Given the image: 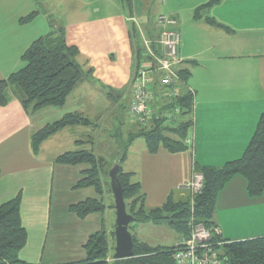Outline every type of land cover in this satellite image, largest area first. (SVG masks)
Instances as JSON below:
<instances>
[{
	"label": "crops",
	"instance_id": "crops-1",
	"mask_svg": "<svg viewBox=\"0 0 264 264\" xmlns=\"http://www.w3.org/2000/svg\"><path fill=\"white\" fill-rule=\"evenodd\" d=\"M51 2L0 0V80L22 69L24 51L40 37L56 33L58 28L64 30L67 44L77 46L80 51V45L69 37L72 38L74 30H81V39L91 31L95 33L101 28L102 13L122 16L124 25L133 24L134 17L138 21L136 25L149 22L147 26L154 27V20L150 21L146 15L151 8L143 13L137 9V0L134 10L126 0H61L63 15L56 18L54 5L49 6ZM150 3L152 7L156 5L154 12L158 15L169 14L177 19L181 33L179 56L183 60L179 67L190 70L188 85L195 93L193 146L176 153L162 146L151 153L145 138L144 143L136 138L128 144L126 158L131 155L133 165L131 169L122 167L138 178L146 206L156 208L169 196H180V188L192 179L199 167H222L240 158L251 141L264 112V0H151ZM203 5L196 17V10ZM31 15L30 20L21 21ZM211 18L215 24L208 21ZM106 87L85 79L60 107L30 111L14 93L9 94L5 105H0V202L21 195V215L28 231L27 244L21 250L24 261L29 247H37L31 248L32 251L44 252L49 236L46 230L51 228L53 215L58 214V220H73L71 224L75 223L78 229L98 215L80 219L71 210L73 204L84 201L77 199L84 188L78 187L84 177L83 168L56 162L61 154L85 147L80 145L85 127L77 125L55 133L42 143L38 152L31 146V136L68 113H80L89 119L101 116L103 109L111 105ZM114 92L110 89V93ZM114 97L120 98V94ZM128 102H131V92ZM179 119L183 120L181 116ZM57 137L64 139L69 148L55 151ZM74 144L75 149H71ZM258 199L261 198L249 195L247 183L240 175L225 185L218 194L213 215L223 239L241 241L264 236L261 207L257 211L253 209L255 205H262L261 201L256 202ZM102 224L88 234L81 243L83 248ZM151 225L174 232L169 245L164 246H174L183 238L168 225Z\"/></svg>",
	"mask_w": 264,
	"mask_h": 264
},
{
	"label": "trees",
	"instance_id": "trees-1",
	"mask_svg": "<svg viewBox=\"0 0 264 264\" xmlns=\"http://www.w3.org/2000/svg\"><path fill=\"white\" fill-rule=\"evenodd\" d=\"M205 5L196 10V17ZM31 17L32 15L21 21L26 22ZM211 19L208 21L215 24L214 19ZM56 31V33L35 40L22 55L23 68L12 73L8 78L0 80V105L8 102L10 90L16 88L24 106L30 111L49 106H64L77 85L89 77L78 60L80 55L78 47L67 44L62 28ZM144 50L143 45L136 51L138 58L136 69L143 62ZM178 72L184 80L188 81L190 77L188 68L179 67ZM14 92L16 94V91ZM158 99L164 98L158 95ZM164 103L168 109L175 106L182 109L183 120L178 119L175 122L179 125L176 127L166 124L164 117L160 114L154 115L150 119L153 128L146 132V128L143 127L136 137L142 135L145 137L151 153L157 152L162 146L173 153L187 150L190 147L186 140L189 136L188 130L192 126L194 95L187 89L171 102L164 101ZM91 123V119L80 113H68L60 120L49 123L35 132L31 136V146L35 152H38L42 143L55 133L67 127L87 126ZM167 130L175 132L178 137L166 136L165 131ZM133 139L134 137L131 140ZM95 155L93 152H88V149L81 148L61 154L56 162L71 166L87 163L89 165L85 168L87 177L79 181L78 187H94L96 193H100L101 183L98 182ZM126 156L127 148L124 147L123 153L116 162L119 163L118 178L123 187L127 211L134 216L133 222L168 225L183 236L180 240L182 241L191 236L194 223L202 222L207 228L215 227L213 215L218 194L233 176L240 174L246 178L247 190L251 196H260L264 192V112L259 118L251 141L240 158L228 161L219 168L199 167V171L204 175V186L202 192L193 198V202L179 195H171L162 206L148 208L140 182L133 180V172L124 171L122 167ZM114 163L108 170L109 180V171ZM103 209V204L93 198H87L71 206V210L80 219L101 213ZM113 233L116 242L115 232ZM133 240L134 256L116 259L113 254V260L110 261L111 247L108 236L103 231H97L91 234L84 245L85 257L81 261L68 264H176L173 257L176 245L153 246L139 240L135 234H133ZM27 241L28 231L21 215V195L6 202H0V264H30L19 257ZM212 242L215 248L222 252L221 255L227 259L228 264H264V236L229 241L215 234Z\"/></svg>",
	"mask_w": 264,
	"mask_h": 264
},
{
	"label": "rangeland",
	"instance_id": "rangeland-1",
	"mask_svg": "<svg viewBox=\"0 0 264 264\" xmlns=\"http://www.w3.org/2000/svg\"><path fill=\"white\" fill-rule=\"evenodd\" d=\"M126 1L127 4L128 3L130 4V5L128 4L129 7L133 6V10H134V6L136 8V4L134 3V1L136 0H126ZM150 1L151 0H137V9L138 10L140 9L143 13H145L144 12L145 10L147 11L149 8H151V11L149 13H146V15L149 17L150 21L154 20V27L147 26L149 22H147L146 24L144 22L143 23L141 22L140 23L141 26L140 28H138L140 24L136 25L138 21H136L137 19L133 17L131 19L133 24L132 23L125 24V25H129V27L126 28V26L123 23L122 16L120 17L115 16L116 13H102L101 14L102 18H100L101 28L96 29V31L94 30L95 33H92L91 31V34L81 39V36L79 34L81 30H74L75 32L72 38L69 37L70 40L72 41L75 40L76 41L75 43L80 45L81 53L79 55L78 60L83 65L84 70L88 73L89 77H87L86 79L88 80L90 78L91 80L96 81L102 87L107 85L106 93L108 96V100L111 102L110 108L107 110L103 109L101 116L98 117L93 116V118H91L92 123L88 124L87 126H84L85 129L80 136L81 138L80 143L82 142L80 144L81 147L85 145L84 148L88 149V152H93L94 154H96L95 155L96 167L98 169L97 176H98V182L101 183V192L96 193L94 187H84L83 189H81L80 193H78L79 195L77 196L78 197L77 199L85 200L89 197L96 199L99 203L103 204L104 209L101 213H96L98 215H95L94 220H88L86 222L85 227L80 226L79 229L78 226L75 225V223L71 224L73 220H69V219L58 220L59 215L58 214L53 215L51 228L49 227L50 229L46 230V234L49 236L47 237V245L44 249V252L42 253L38 250L32 251L31 248L37 249V247H29L30 249H28L26 251L27 253H25L24 255L26 261L30 264H68L72 262L81 261L86 255V250H84L81 243H83L89 236L88 234L92 233L95 230V228L98 227V224L100 226L102 222L103 224L99 231L105 232L108 236L111 247L109 260L110 261L113 260L114 248L116 245V242L114 240V233H113L115 232L116 208H115L114 194L110 185V180L108 178V170L113 162L118 161L121 154L123 153L124 147L129 148L128 144L131 143L132 141L131 139L133 137L134 139L137 138L139 140L138 142H143V143L145 142L143 139L145 137L143 135L136 137V135L141 131L143 127L146 128L145 129L146 132H148L150 128H153V125H151L150 121L148 122L149 123L148 125H142L139 123V121L136 118L134 119L132 116H129L130 114L128 115V110L130 108L128 97L130 95V92L132 93L134 80L132 82V87L130 92H129V85H130L129 82H130V78L132 77V74H134L133 77L135 79V75L138 69V68L136 69L137 60H138L136 51L137 49L141 48V46L143 47L146 37H149L148 38L149 41H146V44H149L150 39H152V41H155L154 37L157 36V32H158V28L156 27V20H157L156 17L158 13L154 12V8L156 7V5L152 7ZM61 4H62L61 0H53V2L49 3V6L54 5L53 7L55 14L53 15V17L55 18L62 17L63 14H62ZM133 14L137 15L135 12H133ZM165 15H169V14H165ZM137 16L139 17V15ZM169 16L170 18L175 19L177 23V19L175 17L171 15ZM130 24H132L133 27H130ZM177 25L178 23L176 24V28ZM134 27L136 29H134ZM145 53L146 50L143 51L144 55ZM184 82L187 85L184 84L183 87H180L179 92L181 91V94H183V92H185V90L187 89L193 90V88H191L188 85V81L183 79V83ZM110 89L114 90L115 92L110 93ZM14 91H16L17 94L18 89L13 88L12 90H10L9 94L15 93ZM118 93L120 94V98L114 97ZM192 94L194 95V102H195L194 90ZM102 95L106 96L105 93ZM241 100H243V98H241ZM164 101H167L169 103L171 102V99L168 98H164L162 100L157 99L151 103L152 109L150 113H152V117L154 115L158 116L160 114V116L164 117L165 119V116H167L166 114L170 112L171 108L168 109L167 107H165L166 103H164ZM181 113H182V109H181ZM41 114H44V112ZM180 116L181 114L178 115L177 119H179ZM191 120H192L191 121L192 126L188 130L189 136L186 142L190 146H193L194 103H193V113L191 115ZM132 121L134 122V124L132 123ZM165 123L176 127L178 126V125L170 124V122L167 121ZM165 135L174 138L178 137V135L175 134V132H170L169 130L165 131ZM63 140L64 139L60 137L54 139V141L56 142L54 144L55 151L69 148L68 147L69 144L63 143ZM75 146L76 145L74 144L70 147L72 149ZM129 152H131V148L130 150H128V155ZM130 156L131 155H129L126 158L125 162L124 161L122 162V166L124 167V169H131V166L133 165V161H131ZM76 166H81L83 168V173H84L83 178H86L87 173L85 172V168H88L89 165L87 163L86 164L82 163ZM196 173L202 174V172L196 170L193 173V175ZM240 176H242L247 183L246 178L243 175ZM233 178L234 176L227 183H229ZM133 180L137 181L138 178H133ZM201 180H202V186L201 189L199 188L200 191L189 189L187 187L185 188L181 187L180 197L188 200L190 199L193 202L194 201L193 198H195L198 194L202 192L204 186L203 174ZM153 189L154 187L151 190ZM252 197L261 198L256 200V202L261 201L262 205L260 206L255 205L253 209L257 211V209L261 207V213H260L261 225L264 226V195H260V196L258 195ZM191 205L193 207L194 203ZM95 220H97V222ZM200 223L203 224L202 222H197L195 223V226ZM203 225L205 226V224ZM214 228H218V227L215 225ZM130 229L133 234H136L141 239H145L147 242L151 243L154 246L169 245L168 243H170L172 236H174V232L168 231L166 227L156 228L153 227L151 223L142 224L139 222H132ZM44 240H46V237L44 238ZM21 256H22V252L21 255L19 253L20 259Z\"/></svg>",
	"mask_w": 264,
	"mask_h": 264
},
{
	"label": "built area",
	"instance_id": "built-area-1",
	"mask_svg": "<svg viewBox=\"0 0 264 264\" xmlns=\"http://www.w3.org/2000/svg\"><path fill=\"white\" fill-rule=\"evenodd\" d=\"M176 24V20L169 15L160 14L156 20L158 32L155 41L150 39L149 44H146L149 37L144 41L145 59L135 75L129 108L130 116L142 125L149 124L152 118L151 103L158 99V95L172 100L181 95L180 87L187 85L178 72L183 60L179 56L181 33ZM188 90L193 93L192 89ZM180 114L181 108L175 106L166 114L165 119L175 124ZM201 179L202 174L196 173L182 187L197 191L201 189ZM215 234L220 235L218 228H206L201 223L195 226L194 223L191 236L176 243L173 255L176 264H228L212 242Z\"/></svg>",
	"mask_w": 264,
	"mask_h": 264
},
{
	"label": "water",
	"instance_id": "water-1",
	"mask_svg": "<svg viewBox=\"0 0 264 264\" xmlns=\"http://www.w3.org/2000/svg\"><path fill=\"white\" fill-rule=\"evenodd\" d=\"M118 167L119 163L115 162L109 171L110 185L114 194L116 208L114 257L116 259H124L135 254L133 234L129 229V225L134 221V216L127 211L123 187L118 178Z\"/></svg>",
	"mask_w": 264,
	"mask_h": 264
}]
</instances>
